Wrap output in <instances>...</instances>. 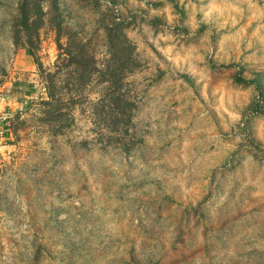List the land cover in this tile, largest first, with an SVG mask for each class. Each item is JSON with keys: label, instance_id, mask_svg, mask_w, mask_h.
Wrapping results in <instances>:
<instances>
[{"label": "rangeland", "instance_id": "rangeland-1", "mask_svg": "<svg viewBox=\"0 0 264 264\" xmlns=\"http://www.w3.org/2000/svg\"><path fill=\"white\" fill-rule=\"evenodd\" d=\"M21 1L0 0V264H264V0H28L32 56ZM58 34L97 60L83 92L48 87ZM130 53L118 137L102 77Z\"/></svg>", "mask_w": 264, "mask_h": 264}, {"label": "trees", "instance_id": "trees-1", "mask_svg": "<svg viewBox=\"0 0 264 264\" xmlns=\"http://www.w3.org/2000/svg\"><path fill=\"white\" fill-rule=\"evenodd\" d=\"M30 14L29 1L22 0L18 5V17L13 26L12 38L13 44L16 47L21 46L25 48L26 52L32 56L34 55L38 35ZM103 31L106 34V42L113 51L120 47L125 40L121 25L115 24L113 27L107 26L103 28ZM55 42L58 50L61 51L59 54V62L55 65L56 71L53 75L51 73L46 75L45 79H47L48 87L50 90L56 92L57 84H55L54 79L60 72L65 71L71 76V82L68 83L66 81V88L71 91L75 87V91L79 93L83 92L84 87L89 86L92 77L96 73H99L97 60L94 54L91 53L90 46L79 39L76 34L68 35V45L65 48L60 43V34L57 35ZM131 55L130 53L126 63L113 62L109 65L107 68L108 74L102 77V83L104 82L108 85V100L106 102L108 107L105 104L99 107L100 117H102L105 128L115 130L116 136L118 137H123L128 132L129 126L131 127V110L133 107L130 102L125 101L126 94L123 90L126 75L127 73L129 75L131 74V68L129 69L126 66L135 67ZM39 71L40 74H44L41 66L39 67ZM120 88L124 94L121 93ZM52 91L48 93L47 100L41 102L45 108L48 107L50 110L45 109L43 113L44 119L40 120L42 123L51 125L57 119H62V114L60 113L66 108L62 100L55 97ZM54 103L57 107L54 106ZM57 130L58 128L55 130L56 133L58 132Z\"/></svg>", "mask_w": 264, "mask_h": 264}]
</instances>
